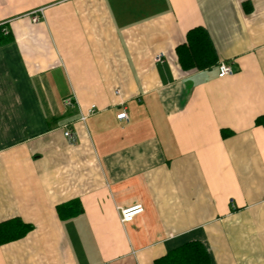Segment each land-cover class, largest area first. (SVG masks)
<instances>
[{"label":"crops","instance_id":"1","mask_svg":"<svg viewBox=\"0 0 264 264\" xmlns=\"http://www.w3.org/2000/svg\"><path fill=\"white\" fill-rule=\"evenodd\" d=\"M195 26L218 60L184 70ZM0 32V223L31 226L0 264H264V0H0Z\"/></svg>","mask_w":264,"mask_h":264},{"label":"trees","instance_id":"2","mask_svg":"<svg viewBox=\"0 0 264 264\" xmlns=\"http://www.w3.org/2000/svg\"><path fill=\"white\" fill-rule=\"evenodd\" d=\"M8 34L0 32V42H6ZM178 62L184 70H200L216 64L218 55L207 30L203 26H195L186 32L185 41L175 48ZM256 125L264 128V113L254 120ZM65 206H59L60 211ZM68 207V206H66ZM13 232L8 237V229ZM31 226L19 218L6 220L0 223V243L7 238H13L25 233ZM209 254L205 246L199 241H191L167 252L155 261V264H208Z\"/></svg>","mask_w":264,"mask_h":264},{"label":"built area","instance_id":"3","mask_svg":"<svg viewBox=\"0 0 264 264\" xmlns=\"http://www.w3.org/2000/svg\"><path fill=\"white\" fill-rule=\"evenodd\" d=\"M32 19L36 20L37 19L36 15H33ZM231 72H232V69L229 64L223 61L218 63V77L226 76L230 74ZM63 103L65 105H72L73 100L71 97H67L63 100ZM94 107H95L94 105H90V107L88 108L86 112H81L79 120L84 121L88 115L94 112ZM116 118L118 120H126L127 114L124 110H122L116 115ZM63 135L70 142L74 141L73 133L71 132L69 128H66L64 130ZM142 211H143V207L141 206V204H133V205L121 207L118 209L119 220L121 223H129L133 220L135 216L140 214Z\"/></svg>","mask_w":264,"mask_h":264}]
</instances>
